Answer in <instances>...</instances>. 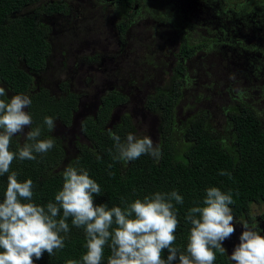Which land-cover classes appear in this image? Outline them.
<instances>
[{"label": "trees", "instance_id": "1", "mask_svg": "<svg viewBox=\"0 0 264 264\" xmlns=\"http://www.w3.org/2000/svg\"><path fill=\"white\" fill-rule=\"evenodd\" d=\"M41 1L0 0V86L6 89L9 98L19 93L30 95L32 105L28 110L33 118L32 128L41 127V139L50 138L55 142L50 151L37 154L36 160H14L11 165V170L18 172L19 180H33V199L36 203L46 204L54 200L55 193L62 187L63 172L68 166L87 168L101 186V195L95 198V203H108L109 207L120 205L122 198L131 202L155 191L176 189L184 196V204L176 205L180 224L175 245L181 251L185 248L190 227L183 217L188 208L203 199L207 187L216 186L225 192L232 191L234 204L231 207L235 217L245 216L253 204H264V103L258 107L250 95L243 94L241 80L236 86L224 83L222 88L226 95L221 103L216 107L206 106L208 99L216 100L211 96L212 88L217 83L221 85V80L216 78L219 72L215 69L223 65V61L218 63L215 60L218 32L210 31L200 21L193 26L190 19L173 15L171 23L176 36L172 39L164 29L161 30L163 21L155 19L156 6L162 4L163 0H153L154 7L150 10L146 8L145 12H149L147 15H151L150 18L142 15L145 13L144 2L148 0H138L136 16L132 8L136 0H86L87 4L84 1L83 4L88 8L91 5L94 12L98 6V11L107 10V14L112 16V33L126 45L129 56L123 54L121 58L106 59L114 61L116 65V62L128 58V66L122 75L132 74L133 65L130 64L139 63L136 52L143 49L144 56L140 63L142 66L148 65L149 71L141 76L148 80L151 90L144 94L142 101L149 113L159 117L157 144L162 154L158 161L147 155L132 162L113 159L114 141L109 133L119 135L121 140L129 132L136 133L131 112H123L118 122L110 123L112 113L128 100V95L116 84L118 80L112 84V89H106L99 97L97 107L91 114L81 116L79 136L73 141L71 154L65 138L56 136L53 130L49 131L43 119L52 116L55 123L71 125L83 97L65 82L61 84L63 92L55 94L47 86L41 85V81L56 55L55 51L62 47L53 37L56 27L50 25L52 19L67 16L73 8L78 10L75 17L82 18L84 14L79 4L69 7L67 0ZM211 1L197 2L196 9L202 7L206 10L202 5L210 2L216 7L214 11L207 8V12L213 14L212 21H226L223 7ZM204 10L201 11L204 13ZM236 16L228 21L230 34L232 31L236 34L246 31L235 21ZM202 27L205 33L200 32ZM218 29H223V26L216 31ZM146 31H152L157 37L148 35L145 38L146 34L143 36L142 32ZM252 33L262 39V33L258 34L255 28ZM135 34L139 36L138 39L132 36ZM240 35L235 39L228 34L226 41L232 45L238 43ZM242 37L246 39V36ZM138 43L142 47H138ZM66 62L63 64L66 65ZM156 71L163 73L167 79L158 83L153 78ZM234 79L236 82L238 78ZM200 103L205 106H199ZM191 111L192 115L188 113ZM217 116L222 119L219 129L213 126V119ZM17 142L23 145L25 140L22 136H14L13 149ZM220 170L230 172L231 177L219 175ZM6 185L7 175L0 177V198ZM68 223L70 232L65 247L54 250L51 257L45 252L34 264H65L69 259L81 258L86 251L84 232L72 226L71 219ZM108 255L110 252L106 248L103 264H107ZM167 255V250H164L162 257L166 258ZM214 264L231 262L226 253H217Z\"/></svg>", "mask_w": 264, "mask_h": 264}, {"label": "clouds", "instance_id": "2", "mask_svg": "<svg viewBox=\"0 0 264 264\" xmlns=\"http://www.w3.org/2000/svg\"><path fill=\"white\" fill-rule=\"evenodd\" d=\"M242 95V94H241ZM30 95H9L0 86V177L7 175V185L0 198V264H34L46 252L65 247L71 225L82 229L86 251L79 260L65 264H103L105 249L110 255L107 264H214L217 253L224 255L223 242L234 233L233 193L216 186L204 190L203 199L187 209L183 220L189 225L183 251L175 245L180 224L176 205L184 204V196L176 189L155 191L131 202L121 199L120 205L95 203L101 195L100 184L85 167L68 166L63 172L62 187L54 200L36 203L31 178L18 179L11 170L14 160H36L37 154L54 147L53 139H41L42 130L32 128ZM27 109V110H26ZM49 131L55 119L45 116ZM30 130L25 133V128ZM19 134V135H15ZM114 141L113 159L132 162L142 155L158 161L161 149L149 135L129 132L124 140L109 133ZM14 136H22L23 145ZM111 174V173H109ZM219 175L231 177L220 170ZM243 232L239 244L228 256L231 264H264V235L255 221L240 220ZM167 250V257L162 252Z\"/></svg>", "mask_w": 264, "mask_h": 264}, {"label": "rangeland", "instance_id": "3", "mask_svg": "<svg viewBox=\"0 0 264 264\" xmlns=\"http://www.w3.org/2000/svg\"><path fill=\"white\" fill-rule=\"evenodd\" d=\"M67 1H69L73 7H75L76 4H79L84 15L82 18L75 17L78 10L73 8V10L69 11L67 16L59 19H52L50 25L56 27L53 37L59 45H62V47L58 48V51H55V57H53L46 72L43 73L42 78L44 79H42L41 85L47 86L50 88L51 92L55 94H61L63 92L61 90V84L65 82L72 86V89L78 91L83 99L81 101L79 112L75 116L74 123L69 126L55 123L56 126L53 133L56 136L65 138L64 142L70 147V153L72 154L73 141L79 136L78 126L81 116L88 113L91 114L97 107L99 97L109 86H112V84L118 80L119 82H116V84L120 85L125 91L128 95V100L112 113L110 123L113 124L118 122L123 112H131L133 115V121L136 124L135 134L138 136L149 135L153 139L154 144H157L159 117L155 114L149 113L144 108L142 101L145 97L144 94L151 90L148 80L141 76L144 72L149 71L148 65L142 66L140 63L141 57L144 56L142 53L143 49L141 48L140 51L136 52L139 56V63L130 64L133 65L131 68L132 74L129 76L122 75L125 67L128 66V58L127 60L122 59L120 62H116V65L114 61L106 59V57L121 58L123 54L127 55V57L129 56V51L126 48V45H123L122 42L117 39L116 35L112 33V16L107 14V10L98 11V6L94 12V8L91 5L88 8L83 4L84 1L86 4L88 3L86 0ZM152 1L153 0H148L146 3L144 2V12L146 11V8L150 10L151 7H154V2L152 3ZM163 1L162 4L156 6L158 11L155 13V19L157 21H163L162 24L164 25L161 27V30L164 29V31L174 39L176 31L172 28L173 23H171L173 21V15L183 14L184 18L189 20L191 9L188 6L186 7V0ZM188 1V3L194 4L195 7H197V2L199 4L203 2V0ZM205 1L206 0H204V2ZM211 2L223 7L222 9L225 11L227 17V27L229 26L228 21L230 22L232 17L236 14L235 21L239 22V24L246 29L244 33L238 31L236 34L232 31L230 37L236 39L238 35L242 34L246 36V39L240 35V42L234 43V47L229 43L231 47L228 46L227 48H224V52L221 54L217 53L215 60L218 63L223 61V65L220 69L219 67L215 68L219 72L216 78L221 80V85L217 83L214 88H212L213 93L211 92V96L212 98H216V100L211 101V98L210 100L208 99L206 106L208 108H210V105L216 107L221 103L223 97L226 95V91L222 88L224 83L236 86V84L238 82L240 83L242 80L243 82L240 83L243 88L242 93L250 95L253 102H255L258 107H262L264 103V36L260 39L253 35L252 27L250 26V19L252 16H248L246 12H252L254 6L257 8L262 7L264 5V0H213ZM38 4H35V6ZM262 8H264V6ZM96 10L98 12H96ZM148 13L149 12L147 11V14ZM262 15L264 18V13ZM147 16L150 18L151 15ZM213 22L214 28L218 22ZM204 25L205 24L202 26ZM213 30L215 33L216 29ZM213 30L210 29V31ZM248 30L249 34H247ZM200 32L205 33L204 27L200 28ZM144 34H146L145 38L148 35L155 36V33H152V31L142 32L143 36ZM132 36L136 39L139 38L137 34ZM145 38L143 39L144 42ZM72 39H74L73 43L69 44ZM140 43L136 45L142 47ZM70 45L72 46L69 48ZM120 48L121 50H119ZM61 49L63 51H60ZM134 56L136 55L134 54ZM129 60L131 61L132 58H129ZM65 61H67L66 65L63 64ZM153 78L158 80V83H162L164 79H167L163 73H159L158 71L154 73ZM234 78H238L236 79V82ZM228 79H233V81L231 82ZM198 105L201 107L205 106L203 103ZM193 108L194 110H197L196 107ZM188 113L191 115L193 114L192 111ZM221 123L222 119L218 116L216 119H213L214 128L219 129ZM27 129L28 127H26L24 131L26 132ZM240 220H248L249 222L255 221L258 227L262 230L261 235H264V204H253L250 207L249 212L243 217L234 216L233 225L235 231L230 238H227L223 242V246L225 247L228 256L231 255L235 246L239 244V236L244 230Z\"/></svg>", "mask_w": 264, "mask_h": 264}, {"label": "flooded vegetation", "instance_id": "4", "mask_svg": "<svg viewBox=\"0 0 264 264\" xmlns=\"http://www.w3.org/2000/svg\"><path fill=\"white\" fill-rule=\"evenodd\" d=\"M52 0H48V2H51ZM191 1V0H190ZM68 2V1H67ZM189 1L186 0V7L188 6L190 9H191V13H190V20H191V23L194 24L198 23L199 21H201V23L205 24V26L207 25L208 29H217V28H220V26H223V29H218L216 32V35L219 36L218 40H219V45H216L215 43V46H217V49H218V52L219 54L223 53L224 52V48H227L228 46H230L229 43H227V36L228 34L230 35V29H228L229 27H227V23L226 21H223L222 22H218L214 28H213V21H212V15L213 14H210L209 12H207V8H210L211 10H215L216 7L213 6L210 2L209 3H205V5H202L205 7L206 10H204V8L201 7L200 10H197L196 7L194 6V4L192 3H188ZM192 2V1H191ZM39 5V4H38ZM69 7H72V4L69 3L68 5ZM264 6V5H263ZM262 6V7H263ZM138 7V0H136L133 4V13H134V16H136L138 13L136 12V9ZM257 8L256 6H254V8L252 9V12L248 13L246 12V14L248 16H252L251 19H250V26L253 28H255L259 33H262V38L264 36V18H263V13H264V8ZM102 10H103V7H102ZM201 10H204L205 12L203 13ZM185 13V12H184ZM142 15H147V12L145 13H142ZM201 15V16H200ZM216 16V15H215ZM182 17L184 18L183 14H182ZM211 17V18H210ZM217 17V16H216ZM210 18V19H209ZM142 20V18H140ZM219 17H218V21H219ZM189 20V21H190ZM194 20V21H193ZM136 21V20H135ZM193 21V22H192ZM200 23V22H199ZM241 28H244L241 26ZM209 31V30H208ZM229 31V32H228ZM226 34V35H225ZM224 40V41H223ZM232 47H234L232 44H231ZM230 46V47H231ZM121 50V48L119 49ZM116 52V50H115ZM89 57V56H88ZM222 58V57H221ZM223 60V58H222ZM37 77V76H36ZM38 79V78H36ZM39 80V79H38ZM109 89H112V86H109L108 87ZM89 114V113H88ZM77 115V114H76ZM75 120V119H74Z\"/></svg>", "mask_w": 264, "mask_h": 264}]
</instances>
